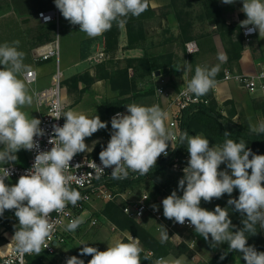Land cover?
<instances>
[{
  "label": "clouds",
  "instance_id": "clouds-1",
  "mask_svg": "<svg viewBox=\"0 0 264 264\" xmlns=\"http://www.w3.org/2000/svg\"><path fill=\"white\" fill-rule=\"evenodd\" d=\"M222 2L233 4L235 0ZM54 3L66 20L79 25V31L92 38L110 30L113 23L124 26L128 17H139L147 9L146 0H54ZM242 5L241 10L247 19L241 21L240 26L249 33L258 29L259 34L264 35V0H242ZM19 45V40L0 44V145H3L0 148V165L16 161V153L21 149L36 148L34 137L44 135L39 127L40 120L30 118L22 111L25 105L32 104L33 97L26 83L19 78L21 72L28 68L23 63L25 54L18 50ZM218 60L226 62L227 55L219 53ZM218 72L219 65L210 69L197 65L183 95L198 101L216 86ZM260 75L264 78V72ZM126 108L127 114L117 113L111 119L110 140L99 153L102 167L92 162L97 178L104 174L106 168L112 169L110 176L113 179L128 178L130 171L144 176L154 168L161 154L167 155L169 142L186 143L189 160L178 182L183 195L174 190L162 200L164 217L181 225L187 220L205 241L211 237L212 247L226 243L228 249L242 254L245 264H264V252L249 246L246 235H255L257 225L264 229V155L253 153L243 139L239 142L225 139L222 145L210 146V141L203 134L189 135L183 131L177 137L166 127L167 113L159 105L132 103ZM63 116L66 117L63 126H53L54 135L48 141L53 145L51 150L38 152L32 167L19 177L17 183L6 184L10 171L0 167V215L5 210H15L18 227L13 240L16 251L21 255H39L47 248L46 241L55 227L51 214L66 215L65 209L69 204L75 207L85 198L71 187L72 177L67 175V170L77 153L93 150L86 145L85 138L107 127V122L101 121L98 115L89 118L69 110ZM249 129L257 135L264 134V121L250 124ZM224 136L227 138L231 134L225 131ZM221 164H226L230 173L218 170ZM234 189L239 190L238 199L230 198L227 204L244 216L243 227L235 231L229 218V208L217 205L210 211L200 206L201 200L211 202L224 194L231 196ZM81 223L80 218L72 219L65 230L75 232ZM161 228L160 242L163 244L169 235L163 226ZM81 245L84 247L80 255L92 257L88 264H141L142 260L150 258L147 255L142 257L143 249L138 237L130 236L128 242L116 240L108 245L106 251H99L87 243ZM66 264L85 262L72 256ZM153 264H182V259L159 257Z\"/></svg>",
  "mask_w": 264,
  "mask_h": 264
},
{
  "label": "rangeland",
  "instance_id": "rangeland-1",
  "mask_svg": "<svg viewBox=\"0 0 264 264\" xmlns=\"http://www.w3.org/2000/svg\"><path fill=\"white\" fill-rule=\"evenodd\" d=\"M151 2L155 5L156 8L153 9L151 7ZM163 2H166L167 4L163 5ZM202 2L203 0H149L150 7L155 11V15L154 17L149 18L151 19L150 22L146 23L145 20L147 19L143 21L142 23L143 34L145 38L143 41L142 40L140 41V44L146 41L147 38L151 42V46L149 48V51L151 53L147 51L146 53L149 54L150 58L153 59L152 63L154 66H157V64L161 65L163 63H166L170 59L172 61V56L170 57L168 54L169 52L164 51L163 50L164 46L160 45V43L164 41L166 35L165 24L163 25V23L160 20H162L163 18H167L166 16L167 14L168 15L173 14L176 17L175 9H177L178 13L181 15V18L184 19L185 21L187 20L189 24H192L194 21L201 24L202 23L200 21L201 19L202 20L207 19L204 16V9L202 6ZM61 21H62V14L60 12V22ZM61 25L63 26L62 22ZM197 30H199V32L202 31L199 28ZM171 32H172L171 29H169L168 36L170 43L171 41L174 40V38H176L174 34ZM181 36H182V32H181ZM65 37L67 39V42L70 44L69 46L70 51L68 52L71 54V56H68L65 59V62L63 57L61 59V66H62L61 69L63 72L62 95L67 103V111L72 110L76 113L84 114L89 118L98 115L101 121L107 122V127L105 129H100L96 133H94L91 137L85 138V142H89L95 140V138L96 139L98 138V141L95 143V148L97 147L98 143H104V145L107 146V143L109 142L112 133V128L111 125L109 124V116L111 115V113L118 110H124L127 113L126 105L128 104L136 103L138 105L147 106L148 102L150 103L153 101L154 103L153 105H159L160 108L163 109L164 107L162 102L163 100L158 98L156 89L161 85L162 79H165L166 88L168 87V89H170L168 85V80L164 77L165 75L159 77H156L155 73L149 75L148 74L149 67L148 68L144 67L143 65H140L136 62L133 64L134 66L133 68H136V70H133V68L129 69L131 93L126 97H131L132 98L131 101L127 102L123 108H120L118 110H114V109L109 110V108L111 107L109 106L108 103H113L116 99H120V98L123 99V98L119 96L118 91L112 90L109 80H104L102 82H99L98 80L100 79L96 78L97 66L105 60L106 55L100 56V53L103 52H99V53L96 52L95 55H92L91 58L86 59L87 61L84 65L85 68L81 73L76 74L72 77H66L63 71L65 65L68 63H73L75 61H78V59H80L77 56L79 52L78 38L82 36L81 34L71 32ZM93 42H94L93 40H90L89 44ZM170 43L169 45H171ZM140 44H137L136 47H140L141 46ZM126 59H137V58H124V60L120 61L119 64H116L115 61L113 60L112 64H116L118 67H124L126 65ZM83 60L85 59L83 58ZM160 70L162 69H159L158 71ZM222 73H223V69L218 75L220 76ZM151 83L155 86L154 95L152 94V95L144 96L147 95L146 93L150 90ZM247 101H250L252 106L248 108L247 106L242 105L237 110L238 115L233 118V122L250 131L249 129L250 124L256 125L259 124L261 121H264V115H263L264 99L260 96L254 95L252 99L246 100V102ZM233 104L230 105L222 104L221 106L218 107L224 113V115H226L228 111L232 109V107L234 106ZM213 145L215 144L210 143V146ZM182 155H184V157H189L187 148H185ZM218 170L228 171L229 173L231 171L230 169H227L226 164H221ZM183 175L184 173L182 170H173L171 167H168L167 171L157 176L156 178L146 179L144 180V182L137 184L135 188L126 190V192L122 193V196L118 195L116 197V203H118L121 206L123 205L124 207L127 204L128 200L138 199L141 197L142 194L148 193L151 196L153 203L156 204L157 207L160 209V211H162L163 213L162 200L164 198L170 195L171 192L174 190L177 191L178 195L180 196L183 195L182 191L178 189V182L183 177ZM108 189L110 190V192L113 193L114 190H118L119 188L115 186L113 188H108ZM123 195L125 197H123ZM228 197H229L228 194H224L219 199L213 198L211 202H205L201 200L200 206L210 211L214 210L217 205H219L221 208H229V205L227 204V201L229 200ZM107 202L108 201H105L103 199H93L90 203L86 204V208L90 210V213L87 215L85 211L84 216L82 218L86 216L87 217L84 218L85 219L84 222L79 225V227L75 230V232H72L68 236L67 248L70 249L69 254L73 252V250L78 246H84L81 245L82 243H87L88 246L95 248L96 245H100L103 243V247L107 245L106 247L108 248L109 244H112L117 240L118 235H122L120 234L121 233L120 231L115 229L114 225L111 222H109L105 217L103 218L101 216L102 211L105 205L107 204ZM100 209L102 210L100 211ZM228 211H229V218L233 222L234 216L230 211V208L228 209ZM92 218L97 219L98 224L96 226L90 227L89 222L91 221ZM165 219L168 225H173V229L175 230V233H177L178 236L180 237V239L177 238L172 239L171 236H173L174 233H168L169 235L168 241H170L172 245L176 248H180L181 246H184L187 249L185 253L180 256H174V255L168 256L170 260L182 259V264H207L219 252L222 243L216 247H212L210 236H209V240L205 241V239L201 235L197 234L195 230L186 231L185 229L175 225L174 219H167V218ZM139 222L143 226H145L150 232L152 230L155 234H157L158 237V238L156 237L157 239H161V234H159V232L156 231V229L160 230L159 228L162 226L161 223H159L151 216H146L144 219L140 220ZM17 227H18V222L11 223V225L8 226L7 228L0 224V235L1 237H3V240L0 239V245L10 241L13 238ZM192 240L196 241L195 247L193 249L190 246ZM6 248L7 246H3L1 250L3 251ZM227 264H245V262L240 257L234 256L229 259Z\"/></svg>",
  "mask_w": 264,
  "mask_h": 264
},
{
  "label": "crops",
  "instance_id": "crops-1",
  "mask_svg": "<svg viewBox=\"0 0 264 264\" xmlns=\"http://www.w3.org/2000/svg\"><path fill=\"white\" fill-rule=\"evenodd\" d=\"M165 4L167 3L163 2V5ZM242 6V0H235L233 4H224L222 0H220V8L222 9L223 18L226 20L227 25H240L241 21L247 19L246 15L241 10ZM151 7L153 9L156 8L152 2ZM51 9H58L55 6L54 0H0V44H3L5 42L11 43L15 40L20 41L18 50L22 51L25 54L23 63L28 66V68L27 70L21 72L19 78L22 79L25 83L26 81L23 74L31 69L37 71V83L31 86L26 83L29 94L33 97L32 104L25 105L22 108V111L27 113L30 118L32 117L39 120L44 110L43 107H41L38 103L35 91L42 90L51 85L52 76L55 72V63L53 61L36 63V49L43 50L44 46L46 45L40 43L43 33L52 29L53 32L55 30L53 28L54 25L42 23L38 18V13ZM171 15L167 14V18H163L162 20H160L163 25L165 24L166 27L165 39L160 43V45L164 46L163 50L169 52L168 54L172 56V65L170 68H167L168 73L164 76L168 80V85L170 88L169 90L177 92L180 89L184 88L187 85V81L190 80L194 75L197 65L208 67L209 69L213 66L219 65L218 74L222 69L224 73V69H228L229 67L227 49L229 47L230 39H236L235 31L232 32L231 35L226 34L225 31H220L217 28L214 20L201 19V24L196 21H194L195 23L193 22L191 24L189 35L192 36V38L185 42L181 39V30L178 20L173 14ZM150 21L151 19L145 20L146 23ZM61 22L63 26L61 25ZM61 22V59L63 57L64 62L68 56H71V54L68 52L70 51V44L67 42L65 36H67L71 32L81 34L82 36L80 37L81 39L78 38L79 52L77 56L80 59H78V61L65 65L63 71L66 77H72L76 74L81 73L85 68L84 65L87 61L86 59L91 58L92 55H95L96 52H103V54L106 55L105 60L102 63L106 64V69H108L109 71H111L112 69H117L118 66L116 64H119V62L124 60V58H141L142 56H144L146 51L151 53L149 51L151 42L148 38L146 39V41L140 44V47H134L130 49L127 48L128 37L125 25L122 27L120 26L118 43L115 48L108 49V47H106V39L104 33L98 37L92 38L79 31V25L71 24L63 16ZM198 28L202 31L199 32V30H197ZM169 29H171V33H173L176 37L173 41H171V43L169 42L168 36ZM242 38L244 43V50L241 52L240 59L232 63L231 66L233 70L238 73L255 74L262 66H264V35H260L259 30L256 29V34L252 37L251 41L249 43H245L242 27ZM90 40H93L94 42L89 44ZM189 41H195L198 44L199 51L197 53L191 55H188L186 53L185 44ZM169 43L171 45H169ZM219 53H225L227 55L226 62L222 63L218 60ZM82 57L85 60H83ZM113 60L116 64H112ZM98 81L102 82L104 80L100 79ZM216 81V86L211 90L213 91V98L216 100L218 106H221L226 101H232L237 110L242 105L247 106L248 108L252 106L251 102H246V100L252 99V97L254 96L253 94H250L246 90L240 88L239 85L235 82L227 83L219 80ZM153 104V101L150 103L148 102L147 106H152ZM97 141L98 138H95V140L89 142H85L86 145L93 150L90 152L85 151L76 155L92 153L95 149V143ZM2 147L3 145H0V148ZM16 156V161L5 165H0V167L6 165L25 166L28 156L27 151L25 149H21L16 153ZM5 183L11 186L17 183V181L8 180ZM101 210L102 209H100V211ZM85 211L87 215L90 213V210H88L87 208H85ZM85 211L78 217L82 220V223L85 220L84 218L87 217L86 216L82 218ZM101 216L104 218L102 214ZM156 231L161 234L160 232L162 230L156 229ZM151 232L155 237H157V234H155L152 230ZM71 233L72 232H70V234ZM120 234H122L123 236L118 235L117 240L122 241L123 237H130L128 234L123 232H121ZM158 240L161 241V239ZM106 246L107 245L103 247L102 243L100 245H96V248L99 251H106ZM67 247V245H64L59 249L60 257L69 254L70 249ZM165 258L169 259L168 257Z\"/></svg>",
  "mask_w": 264,
  "mask_h": 264
},
{
  "label": "trees",
  "instance_id": "trees-1",
  "mask_svg": "<svg viewBox=\"0 0 264 264\" xmlns=\"http://www.w3.org/2000/svg\"><path fill=\"white\" fill-rule=\"evenodd\" d=\"M147 9L139 17H128L126 23L128 43L127 48H134L137 44H140L141 40H144L143 34V21L154 17L155 11L150 7L149 0H146ZM204 9V16L207 19L214 20L217 28L220 31H225L226 34L231 35L235 31L236 39H230L229 47L227 49L228 54V69L234 71L232 68V63L238 61L241 56V52L244 50V43L242 38V27L240 25L232 26L227 25L226 20L223 18V12L220 8V0H204L202 2ZM176 10V17L179 21L182 36L181 39L185 42L190 40L192 36L189 35V30L191 24L181 18V15ZM47 11V10H46ZM55 30V26L53 27ZM55 32V31H54ZM53 29L49 30L41 36V44H48L53 41L54 34ZM120 34V26L116 23H113V26L110 30L104 32L106 39V47L115 48L118 43V38ZM54 35V36H53ZM107 49V48H106ZM171 57V55H169ZM152 58L149 54L145 52L144 56L137 59H126V65L124 67H118L115 70L108 71L106 69V64L101 63L97 66V79L109 80L112 90L118 91L119 96L123 99H116L113 103H108L111 108L118 110L123 108L127 102L131 101V97H126L130 95V75L129 69L133 68L134 63L143 65L144 67H149V75L156 73L159 69H167L172 65L171 59L166 63L157 64L154 66L152 63ZM136 70V68H133ZM223 73L215 77L216 80L221 79ZM155 86L151 83L150 90L146 93L148 95H154ZM206 98L209 99L207 105H190L185 108L182 112L180 119V127L182 132L187 131L189 135L203 134L210 143L215 145H222L225 139H233L239 142L240 139H243L248 148L252 150L253 153L264 155V134L257 135L244 127L237 125L233 122V118L238 115V111L235 106L228 111L226 115L219 109L216 100L213 98V91L210 90L206 95ZM233 104L232 101H226L223 105ZM234 105V104H233ZM264 115V110H263ZM227 131L231 134L230 137H225L224 132ZM104 143H98L97 147L93 151V155H96L103 147ZM186 143L181 145L179 142L177 144V149L174 151L167 159L161 160L156 163L154 168L150 170L146 175L140 176L136 179H111L109 182H106L108 188L118 187V190H114V194H122L126 190L135 188L139 183L144 182L146 179H153L157 176L163 174L167 171L170 160L173 156L179 155L183 156V151L186 148ZM250 172V170H249ZM239 196V190L234 189L231 196L228 198H237ZM230 211L232 212L233 219V231L243 227L242 220L244 216L234 210V206H229ZM85 209L73 208V214L75 217H79ZM102 214L104 217L111 222L115 229L120 232H126L134 238L139 239L140 246L143 249L142 257L147 255L150 258L148 260H142L141 264H153V261L159 257H168L170 255L180 256L185 253L187 250L186 247L181 246L176 248L172 245L170 241L161 243L145 226H143L138 220L131 218L123 212V205H119L114 201H108L105 205ZM18 222V219L15 217V210H5L3 215H0V224L4 227H8L11 223ZM257 227V233L248 235L247 244L253 246L258 252H264V229H260L259 225ZM0 239L3 240V237L0 235ZM129 237L125 236L122 239V242H128ZM84 246H78L68 254L67 259L72 256H77L82 259L85 264H88V261L92 258L90 255H80L81 248ZM224 259H221V257ZM238 256L242 259V254L236 251H231L228 249L226 243L221 244L219 252L207 263V264H227L231 257ZM243 260V259H242ZM244 261V260H243ZM245 262V261H244ZM27 264H66L63 260L59 259L58 255H49L48 253L42 251L39 255L35 253L27 256Z\"/></svg>",
  "mask_w": 264,
  "mask_h": 264
},
{
  "label": "built area",
  "instance_id": "built-area-1",
  "mask_svg": "<svg viewBox=\"0 0 264 264\" xmlns=\"http://www.w3.org/2000/svg\"><path fill=\"white\" fill-rule=\"evenodd\" d=\"M46 17H50V19H45ZM38 18L44 24H51L55 26V37L52 42L46 44L43 50L36 49V63L38 62H47L53 61L55 63V72L52 76V83L49 87L44 88L42 90L35 91L36 98L41 107H43V113L40 117V125L39 127L44 131L43 136H36L34 140L37 142V147L33 150L27 151V163L25 166L18 165H6L2 167H6L10 171V177L5 180H15L18 181L21 175H24L28 169H30L34 163L35 156L38 152L41 151H49L53 147L48 141L54 135L53 126H63L66 121V117L63 116L65 112H67V103L62 95V76L63 72L61 69V39H60V12L58 9H51L47 11H41L38 13ZM252 27V26H248ZM256 34V30L249 33L246 28H243V36L245 43H249L252 37ZM186 53L188 55L197 53L199 51V46L195 41H189L185 44ZM103 53H100V56H103ZM264 72V66H262L255 74H243L238 73L236 71H231L229 69L224 70L223 77L219 79V81L223 82H235L239 85L240 88L246 90L248 93L260 96L264 99V78H261V73ZM25 81L28 85H33L38 81V73L36 70H28L24 74ZM186 86L180 89L177 92H173L166 88L165 79L161 80V85L157 87V96L161 100H163V109L167 113V118L165 120L166 127L174 132L178 137L181 133L180 127V119L182 116V112L185 108L190 105H207L209 103V99L206 96H202L198 101L194 102V97L183 95ZM117 113L127 114L124 110H118L109 116V124L111 125V119ZM61 116L59 119L56 117ZM177 140H173L169 142L167 148V155L161 154L156 163L167 159L174 151L177 149ZM106 147V146H105ZM103 147V148H105ZM102 148V149H103ZM101 149V150H102ZM100 150V151H101ZM93 155L92 153H84L82 155H75L73 160L70 161V167L67 170V175L72 177L71 187L80 191L82 197L77 202L75 208L85 209L86 204L90 203L93 199H103L105 201H114L118 195L122 194H113L110 192L108 187L106 186V182H109L113 179L110 174L112 169L106 168L104 169V174L97 178L96 173L92 167V162H95L96 165L101 166V161L99 159V153ZM189 157H184L175 155L170 160L169 167L173 170H182L187 166ZM140 177L139 174L129 172V179H136ZM123 197H125L123 195ZM147 198V199H145ZM155 206V209L154 207ZM73 206L69 204L65 209V214L58 215L53 212L51 214L52 220L55 224L54 230L52 234L48 237L46 243L48 244L47 248H44L42 251L48 253L49 255H58L60 260L64 262L67 261V255L60 257L59 249L67 245L68 236L70 235L69 231H66L67 223L75 219V215L73 214ZM128 210L127 212L125 210ZM123 212L134 218L138 221L144 219L146 216H151L167 230L168 233H174L172 239H180L175 230L173 229V225H168L166 223V219L157 207L156 204L153 203L151 196L148 193H144L138 199L128 200L127 204L123 207ZM98 224L97 219H92L89 223V226H96ZM175 225L185 229L186 231L194 230V226H191L189 222L186 220L183 225L176 223ZM162 230V228H159ZM195 240H192L190 246L192 249L195 247ZM9 245V249L6 251L0 250V264H27V256L31 254H23L21 255L16 251V244L13 238L0 245ZM33 254V253H32Z\"/></svg>",
  "mask_w": 264,
  "mask_h": 264
},
{
  "label": "water",
  "instance_id": "water-1",
  "mask_svg": "<svg viewBox=\"0 0 264 264\" xmlns=\"http://www.w3.org/2000/svg\"><path fill=\"white\" fill-rule=\"evenodd\" d=\"M167 73H168V69H162V70H160V71H157V72L155 73V76H156V77H159V76L165 75V74H167Z\"/></svg>",
  "mask_w": 264,
  "mask_h": 264
},
{
  "label": "bare ground",
  "instance_id": "bare-ground-1",
  "mask_svg": "<svg viewBox=\"0 0 264 264\" xmlns=\"http://www.w3.org/2000/svg\"><path fill=\"white\" fill-rule=\"evenodd\" d=\"M3 246H7V248H6V249H4L3 251H6V250H8V249H9V245H2V247H3ZM2 247H1V248H2ZM1 248H0V250H1Z\"/></svg>",
  "mask_w": 264,
  "mask_h": 264
}]
</instances>
